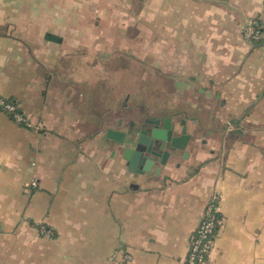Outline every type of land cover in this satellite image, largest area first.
I'll return each mask as SVG.
<instances>
[{"label":"crops","instance_id":"obj_1","mask_svg":"<svg viewBox=\"0 0 264 264\" xmlns=\"http://www.w3.org/2000/svg\"><path fill=\"white\" fill-rule=\"evenodd\" d=\"M264 0H0V264H264ZM190 135L133 167L110 128ZM168 120V121H169ZM169 142L167 148L169 149Z\"/></svg>","mask_w":264,"mask_h":264},{"label":"built area","instance_id":"obj_2","mask_svg":"<svg viewBox=\"0 0 264 264\" xmlns=\"http://www.w3.org/2000/svg\"><path fill=\"white\" fill-rule=\"evenodd\" d=\"M243 35L249 42H264V19L253 18L245 22ZM0 108L7 112L17 123L25 126L32 125L29 116L24 114L19 104L0 95ZM219 207L211 200L205 210L201 224L192 234L188 252L183 264H203L213 249L216 234L220 228ZM113 264H132L129 254H114Z\"/></svg>","mask_w":264,"mask_h":264},{"label":"water","instance_id":"obj_3","mask_svg":"<svg viewBox=\"0 0 264 264\" xmlns=\"http://www.w3.org/2000/svg\"><path fill=\"white\" fill-rule=\"evenodd\" d=\"M168 120L165 121L164 125L166 130L157 127L159 124V119H157L150 120L155 124L152 129L139 125H131L125 130L110 128L108 136L123 145L125 155L130 158L132 167L141 160L143 169L148 170L156 161V157L160 162L166 163L171 155L170 149H183L190 138L186 132V127L183 128L181 135H173L174 126ZM168 142L169 149L167 148Z\"/></svg>","mask_w":264,"mask_h":264},{"label":"trees","instance_id":"obj_4","mask_svg":"<svg viewBox=\"0 0 264 264\" xmlns=\"http://www.w3.org/2000/svg\"><path fill=\"white\" fill-rule=\"evenodd\" d=\"M219 216H220V214H219Z\"/></svg>","mask_w":264,"mask_h":264}]
</instances>
